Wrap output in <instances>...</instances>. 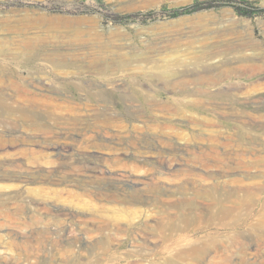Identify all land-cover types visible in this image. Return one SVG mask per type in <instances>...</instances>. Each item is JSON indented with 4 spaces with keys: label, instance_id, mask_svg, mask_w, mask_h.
Instances as JSON below:
<instances>
[{
    "label": "rangeland",
    "instance_id": "obj_1",
    "mask_svg": "<svg viewBox=\"0 0 264 264\" xmlns=\"http://www.w3.org/2000/svg\"><path fill=\"white\" fill-rule=\"evenodd\" d=\"M0 101L57 131L1 116L0 162L20 165L0 164L15 173L0 177V264H264V0H0ZM100 168L138 185L144 210L86 195ZM43 203L125 229L68 251Z\"/></svg>",
    "mask_w": 264,
    "mask_h": 264
},
{
    "label": "bare ground",
    "instance_id": "obj_2",
    "mask_svg": "<svg viewBox=\"0 0 264 264\" xmlns=\"http://www.w3.org/2000/svg\"><path fill=\"white\" fill-rule=\"evenodd\" d=\"M88 32V37H90V28L87 30ZM75 35L80 37H84V33H81L80 30H76ZM62 57V58H61ZM66 58V53H59L57 55H50L46 58L48 62H50L54 67H60L65 65L66 60L63 59ZM40 82H43L46 84L45 80L39 79ZM4 101H0V120H2L1 116H6V115H16V117H22L24 119L31 120L33 123H30L31 127L33 130L36 131H42L44 130V134L46 136H54V134H57V131H52L49 128H46V126H43V124L39 121V114L29 111L22 113L21 115H18L17 112H15L10 106H7L6 104L3 103ZM90 112V111H89ZM4 121V120H3ZM78 121V120H77ZM54 122V121H53ZM75 122V120H72L71 123ZM109 126V125H108ZM46 128V129H45ZM11 133V132H10ZM23 134V133H22ZM25 134V133H24ZM82 135V134H81ZM28 137V136H27ZM106 139V138H105ZM100 140V139H99ZM104 144V143H102ZM5 145L3 137L0 138V146ZM68 144H54L49 148L51 152H54L56 154L62 153L63 150L67 149ZM70 147V146H69ZM155 149L158 150V147L153 146ZM146 149V148H145ZM47 150V149H46ZM173 151L175 150L172 149ZM159 154L161 152L157 151ZM20 153L25 154L26 151L22 150ZM157 153V154H158ZM57 156V155H56ZM64 157V156H63ZM21 158V157H20ZM65 158V157H64ZM61 159V158H60ZM70 159V157H69ZM68 159V160H69ZM27 160V158H26ZM1 166H6L7 164L12 165H20L19 162L16 160H11L10 162L7 160H3L0 162ZM100 173L99 174H89L87 175L86 184L89 185V188L87 189V194L89 196H93L97 199L104 200L107 202L114 203L113 206H106L105 204H98L102 208L106 209H113V210H123L125 208H131L132 211L134 212H141L144 210L143 204L146 202V199L142 195L141 188L138 185H132L126 182H122L119 179V173H110L109 171L105 170L104 168H100ZM14 176L15 173H5V174H0L1 176ZM94 179L98 180H103V179H108V180H114L119 189L113 190L110 188H106L105 183L103 181H98L97 185H94ZM107 184V183H106ZM11 186V185H9ZM4 186L0 185V197H3L5 193L1 192V189ZM114 187V186H113ZM20 190V189H18ZM156 192V191H154ZM6 202L11 203V207L6 206V213L7 215H10L9 208H12L14 213H17L22 216V218L19 220L18 224H14V226H17L18 228L25 229V225H28L27 217L23 215L26 212L24 200L22 199L21 201H14L13 198L15 195L8 196ZM5 199V198H4ZM68 199V198H64ZM69 200V199H68ZM73 202V201H72ZM91 202V201H90ZM79 203V200L77 201ZM96 204V203H94ZM119 205V207H118ZM37 206V205H36ZM35 206V207H36ZM3 208H5L4 205H2ZM0 207V208H2ZM47 213L46 215L49 216V214L53 217H50L57 225L58 229L55 230L54 232L51 231V234H54L57 238L59 239H54L56 242L57 247H61L62 249L72 251V252H77L81 251L83 249H88L90 247L89 243V238L92 234L93 231L99 230V231H107V230H120L123 231L125 229L124 223L120 221H114V218H110L106 215H102L101 213H95L92 212H85L82 210H78L77 208H74L70 205H67L65 203L61 204L58 203L56 205H51V203H43L41 206ZM117 220V219H116ZM70 221L71 223L73 222L76 225L78 234L75 236L66 234L65 232V226L64 223ZM41 231V230H40ZM46 232V230H44ZM50 234V232H49ZM113 235V234H112ZM118 235V234H116ZM87 238V239H86ZM100 242L102 241V238L99 240ZM104 243V242H103ZM102 243V244H103ZM100 244V245H102ZM99 245V244H97ZM130 262H133L132 264H144L143 260L141 259H132Z\"/></svg>",
    "mask_w": 264,
    "mask_h": 264
}]
</instances>
